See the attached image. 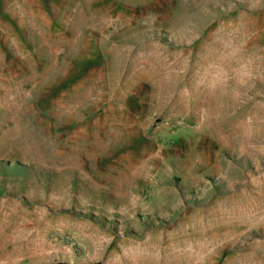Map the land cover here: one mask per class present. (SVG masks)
Wrapping results in <instances>:
<instances>
[{
  "label": "rangeland",
  "instance_id": "obj_1",
  "mask_svg": "<svg viewBox=\"0 0 264 264\" xmlns=\"http://www.w3.org/2000/svg\"><path fill=\"white\" fill-rule=\"evenodd\" d=\"M0 264H264V0H0Z\"/></svg>",
  "mask_w": 264,
  "mask_h": 264
},
{
  "label": "bare ground",
  "instance_id": "obj_2",
  "mask_svg": "<svg viewBox=\"0 0 264 264\" xmlns=\"http://www.w3.org/2000/svg\"><path fill=\"white\" fill-rule=\"evenodd\" d=\"M225 97V96H224ZM222 98V97H221Z\"/></svg>",
  "mask_w": 264,
  "mask_h": 264
}]
</instances>
